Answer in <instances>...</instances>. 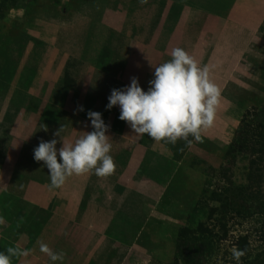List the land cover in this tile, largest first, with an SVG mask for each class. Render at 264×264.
Listing matches in <instances>:
<instances>
[{
    "label": "crops",
    "instance_id": "1",
    "mask_svg": "<svg viewBox=\"0 0 264 264\" xmlns=\"http://www.w3.org/2000/svg\"><path fill=\"white\" fill-rule=\"evenodd\" d=\"M112 1L59 0L48 15L34 16L28 7L8 14L44 46L33 56L29 42L0 68V252L29 253L13 255L11 264H61L40 252L41 242L64 254L62 264H133L138 253L152 254L141 243L145 226L158 224L162 208L195 206L206 174L189 159L219 163L244 112L234 94L264 80V0H167L157 14V0H120L119 7ZM176 47L207 66L221 90L202 142L191 134V143L175 144L138 136L119 119V106L106 109L111 90L132 77L147 91L155 67ZM88 110L110 126L115 172L74 174L52 189L33 150L53 139L58 152L74 145L94 130ZM127 217L135 227L119 229Z\"/></svg>",
    "mask_w": 264,
    "mask_h": 264
},
{
    "label": "rangeland",
    "instance_id": "2",
    "mask_svg": "<svg viewBox=\"0 0 264 264\" xmlns=\"http://www.w3.org/2000/svg\"><path fill=\"white\" fill-rule=\"evenodd\" d=\"M58 1L0 0V68L5 56L12 52L14 59L19 57L29 42L33 43L31 55L39 56L44 51V46L38 40L11 21L13 19L9 17V12L28 7L34 16L48 15L50 10L55 9L52 6ZM74 3L70 6L71 11ZM167 3V0H157L156 14ZM112 4L119 7L120 0H113ZM177 8V4L172 6L174 11ZM14 62L11 67H16ZM254 85V90L243 88L233 98L244 110L237 141L245 140L247 130L250 129L247 140L251 137V146L258 148L260 143H264V139L259 137L260 132L262 136V131L257 128L259 126L254 125V120L256 117H264V80L254 82ZM253 134L257 136L252 138ZM254 140H259V145ZM255 156L246 155L245 150L239 153L235 146L229 153L224 151L217 165L203 159L190 158L189 161L206 174L200 193L193 199L195 206L190 209L162 208L160 221L158 224L145 226V235L141 241L152 254L138 253L133 262L236 264L232 252L233 249H238L244 252L241 264H264V151L257 155L262 161L251 164ZM169 201L164 202L170 204ZM143 213L144 210L138 212L139 215ZM127 218L119 229L133 230L135 226L131 223L132 219ZM124 236L131 237L129 232Z\"/></svg>",
    "mask_w": 264,
    "mask_h": 264
},
{
    "label": "clouds",
    "instance_id": "3",
    "mask_svg": "<svg viewBox=\"0 0 264 264\" xmlns=\"http://www.w3.org/2000/svg\"><path fill=\"white\" fill-rule=\"evenodd\" d=\"M148 0H140L147 3ZM145 91L138 78L121 89H112L108 96L107 110L119 106V119L125 121L138 136L147 134L153 140L175 144L179 139L188 143L189 134L197 142H202V130L214 125L221 90L210 79L207 66L201 67L183 48L171 51V59L155 67L154 79ZM79 111H84L81 106ZM87 118L93 131L87 132L75 141L56 148L55 139L41 141L33 150L36 162L43 161L49 170L50 188L62 187L72 175L94 172L97 177L114 174L116 165L112 157V144L106 135V125L102 113L88 110ZM58 134V133H57ZM59 155V160H58ZM2 223V221H0ZM39 250L48 255L52 262H63L64 254L54 252L41 242ZM8 255L0 252V264H11L13 255L27 256L26 250L17 251L10 247ZM242 250L233 249L232 256L236 264H241Z\"/></svg>",
    "mask_w": 264,
    "mask_h": 264
},
{
    "label": "trees",
    "instance_id": "4",
    "mask_svg": "<svg viewBox=\"0 0 264 264\" xmlns=\"http://www.w3.org/2000/svg\"><path fill=\"white\" fill-rule=\"evenodd\" d=\"M257 116V115H256ZM242 123H243V120L240 122V124H239V126H238V129H237V131H236V135H235V138H234V140L229 144V145H227L226 146V148H225V151L227 152V153H229L233 148H235V146L237 147V151L239 152V153H242L244 150H245V154L246 155H252V156H255L252 160H251V164H254L256 161H262V159L261 158H259V156H257V155H259V154H261L262 153V151H264V143L263 144H261L260 143V145L261 146H259L258 148L257 147H252L251 145V142L253 141V140H251V137H248V139L249 140H247V136H250V134H249V130L250 129H248L247 130V135H246V138H245V140H243V141H237V136L239 135V133H240V129H241V125H242ZM253 124V123H252ZM254 125H257V126H259V127H257V128H259L261 131H262V136H261V132H260V135H259V137H263V139H264V134H263V132H264V117L263 118H261V119H259L258 117H256V119L254 120ZM256 128V129H257ZM254 136H257V134H253L252 135V138L254 137ZM262 141V140H261ZM254 142L256 143V144H258V142H259V140H254ZM263 142H264V140H263ZM259 145V144H258Z\"/></svg>",
    "mask_w": 264,
    "mask_h": 264
}]
</instances>
